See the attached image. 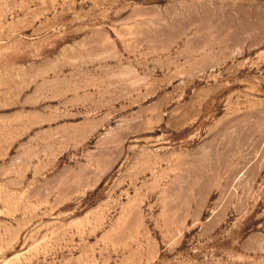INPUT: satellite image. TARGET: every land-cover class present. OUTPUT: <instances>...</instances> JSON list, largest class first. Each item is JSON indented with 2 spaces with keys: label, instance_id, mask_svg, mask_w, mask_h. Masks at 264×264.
<instances>
[{
  "label": "rangeland",
  "instance_id": "374dc122",
  "mask_svg": "<svg viewBox=\"0 0 264 264\" xmlns=\"http://www.w3.org/2000/svg\"><path fill=\"white\" fill-rule=\"evenodd\" d=\"M0 264H264V0H0Z\"/></svg>",
  "mask_w": 264,
  "mask_h": 264
}]
</instances>
